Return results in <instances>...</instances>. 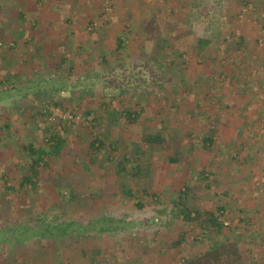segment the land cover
Segmentation results:
<instances>
[{
	"label": "rangeland",
	"instance_id": "rangeland-1",
	"mask_svg": "<svg viewBox=\"0 0 264 264\" xmlns=\"http://www.w3.org/2000/svg\"><path fill=\"white\" fill-rule=\"evenodd\" d=\"M23 1L24 0H20V2L18 0H12L11 2H17L18 6L13 3L12 5L6 3L7 6L0 8L3 12L6 8L5 14L0 16L1 38L2 35L10 37L13 32L16 33L22 28H28L27 37L24 39L29 38L31 24L29 25L28 22L31 18L26 14L27 19L21 21V15L19 14L22 10H27L30 4L27 6ZM57 1L58 0H53L54 3H57ZM106 1L113 5L110 6L112 7L110 10L111 14L105 18V20L107 21L108 19V21L103 26L105 27L107 23L110 22L111 25H108L107 29L111 28V35L108 39L104 40V45L101 46L102 49H107V51L114 49L117 45L118 38L126 36V31H124L125 22L123 19L125 17H127V19L132 18L131 13H135L136 17H138L143 11H150V15L152 16L158 11L161 12L162 17L161 24L156 25L159 29L151 32L147 28V31L143 32V35L148 36L150 40H152L150 36L156 33L159 38H161V36L167 39L169 38L171 40L170 45H174L175 47L174 49H171L172 46L168 47L166 62H163L162 59L160 63L157 64L158 68L151 69V73L150 71L148 72L150 76L149 84L155 82L151 84L150 90L157 86V81H163L161 75L164 74L165 71L167 72L166 83L170 85L169 87H166V89L158 87L154 94L151 95L152 97L150 95H148L149 99L143 97L139 103H137V99L132 98L131 95H125L126 99L130 100L125 103L124 107L126 110L130 109L135 112L143 107L145 108L142 112H138L141 114L137 121L128 123L123 120L113 127H107L105 124L95 127V125H93L94 123L90 121L92 117L87 119L84 113L86 109H89L93 111L94 115L101 114L103 109L102 103L106 98L102 95L101 87L99 89L101 83L98 82V80H100V78L94 77L91 70L94 69L96 74L98 71H102V73H105L103 76H106V73H109V66L99 62V60L97 61L96 57L85 62L84 65H82L83 63H81V61L87 60L86 52L95 51L96 48H94L93 44L100 41L99 32L88 33V30H85V25L89 27L90 23L88 22L100 19ZM62 3L66 7L73 4V2L66 4V0H62ZM76 3L79 6L76 10L80 12V14L75 18L74 23L68 21L70 20L71 14H66L64 16L65 24H62V21H60L59 24H55L52 30H56V38L64 34L66 35L64 53L70 55V60L68 59L70 62L64 64L63 68H69L72 66L71 64H78L82 66V70L84 71L82 74L89 71L88 77L82 79L83 75L76 74L78 72L77 69L74 73L75 78L71 79L75 84V88L80 89L78 95L73 96L76 89L70 87L73 84H69V94L65 93L64 95L54 96L52 99L51 97L46 99L44 95L37 94L34 96L35 99L32 97L28 99L24 98L23 101H20L19 106L17 104L18 100L12 98L5 99L4 102L0 103V106L5 104V106L9 107L8 113L11 112V119L19 115L15 112L19 107L25 108L27 111L26 113L30 114L32 110H29V106H32L34 111H41L40 113L42 114H39L40 117H37V119L32 122V125L26 128L21 126L17 127L19 133H15V129L12 128V140L6 137L9 133L4 134L5 137L3 139V135L0 133V228H4L7 222L9 223L13 217L18 218L17 220L19 221L17 224H22L23 226H37L41 222L37 221V218L39 216L44 218L45 215L48 217L49 221L50 219L54 221L55 216L59 215L56 224L61 226L70 223V221L76 222V225L71 227V231L66 233L63 239L56 238L53 235L38 241L37 237L39 236L36 235V237L35 232L32 235L21 230L19 232L16 231L14 237H10L9 234L5 233L4 239L3 234H0V264H36L39 262L47 264L45 261L50 262L49 264H76L80 258L79 251L82 249L85 250L86 264H89L92 262L91 258L93 251H99L101 248L116 246L118 250H121L128 245L131 246L132 249H136V247L154 245L156 242L158 243V241L163 243L164 241L161 234H157V237L159 236L158 239L157 237L154 239L152 235V233L156 231L159 232L158 230L161 231L162 228L163 231L160 233L171 230L173 233L182 235L184 232H188L186 234L188 243L186 242L187 244L185 243L184 246H191V248H193V230L195 233L197 232L195 234V236L198 237L196 238L197 241L203 238L202 232L196 225H193V221L186 222L180 216L174 215L172 213L175 208L174 206H170L167 203H164L165 205L162 203L159 204V200L157 201L151 196L152 194H157V192L154 191L155 188L149 191L148 195H143L141 192L137 191V198L135 199L124 198L120 192H117L120 188L118 190L113 189L116 185L112 183L113 171L110 170V167L108 169L105 168L106 170L101 169L99 166L102 163L99 160L96 161L95 164L90 161V153L92 152L90 141L92 134L94 136H100L102 139L107 138V141H105L106 146L109 145L110 141L120 140L121 143L118 145L119 149L114 153V156L121 159L126 148L133 150L131 142L140 143L143 134L148 132L145 128L159 131L161 126L168 125L172 117L179 112L178 110L174 111L172 109V106L179 105L180 99L178 95L174 94V91L180 83H184L178 75L179 73L184 74L185 83L186 86H188L187 89L183 88L184 91H193L192 88H199L202 90V95L198 96L200 91H196L197 96L193 95L197 103L201 101V105L206 106L208 112L210 109L211 113L217 112L219 115H222V113L224 114V111L220 109L222 100L220 101L217 99L220 93L219 89L223 87V89L230 88L232 90L240 89L252 91L255 86L260 87L258 80L261 79L264 83V46L258 44L257 41L258 37H260L263 40L262 43H264L263 33L261 34L264 18H261L257 13L261 11L262 8L264 9V0H252L251 4L253 7L250 5L251 7L249 6L247 11L244 5L242 6L238 0H76ZM242 8L243 13L238 16V12H240ZM64 19L62 18V20ZM131 20L132 19L129 21ZM136 21L137 20H135V23ZM19 24L21 26H19ZM6 27H10L11 30L6 31L8 29ZM3 28H5V32ZM171 28H173L172 31H170ZM69 29L75 31H69ZM73 32L75 35H77V33H79V35H77L78 37L73 36L71 40L73 43L68 45L67 38H70L69 36L73 34ZM233 33L244 37V43L241 48H238V39ZM199 38L212 41L209 47L201 54L195 52V46ZM11 39L15 41L18 37L16 36L14 38L12 36ZM0 41H2V39ZM81 42L85 43V49L82 48L84 50L83 52H85L84 55L77 54L79 48L77 44ZM29 44L28 47L22 44L17 48V50L21 52L19 55L22 54V56H24L26 54L35 53V44ZM147 50L148 49L145 51L147 52ZM245 50L247 52H244ZM98 51L99 49L96 50L94 54L97 55ZM174 51L177 53L176 55H183L182 58L187 61L184 59H182V61H185L186 64H169L167 60L174 58L170 57L171 53L173 54ZM23 52L26 53L24 54ZM129 52L130 48L127 51H121L120 54L126 67L127 63L125 60H127L126 56L130 54ZM11 53L14 54L13 51ZM74 54L77 55L75 56ZM41 58L43 57L41 56ZM78 60L79 62L76 63ZM146 60L148 59L146 58ZM19 65L21 66V64ZM36 65L37 66H32L27 64L26 66L23 65L22 68L38 67L39 64L37 63ZM167 65L168 67H166ZM15 68H17V66ZM117 68H120V66L117 65ZM200 73L203 75L201 77L203 79V85H197ZM219 74H223L227 79L224 78L222 81L216 80L215 90L211 92L212 94H209L207 84L210 81L213 82ZM119 77L121 76L118 75L116 80H118ZM78 79H80L82 83H78L76 81ZM122 80L123 79H120L119 81L121 82ZM178 80L180 81L179 83L177 82ZM38 85L41 90H48L41 87L40 82ZM89 90H93L91 95L89 94L90 92H88ZM118 93L119 92H116L115 96H117ZM166 93L167 97L164 95ZM103 94L109 97L114 95V93L108 94L106 92ZM205 95L210 99L211 96H215L216 100H206V98H204ZM115 96L113 98L114 102ZM163 97H166L164 101L161 100ZM186 97L185 95V106L179 105L183 107V110L188 108L191 104L196 103L195 100L192 102L191 99L188 98L189 96ZM3 98L4 96L0 94V101ZM122 98L124 97L122 96ZM249 98H251V103L255 100L254 98H256L255 102L257 104L260 102L257 97L249 95L247 99ZM55 102H59V107L62 105L65 111L80 116L81 125H70L68 129L69 133L65 139L67 141V147L65 148L66 152H64V156L60 159L55 156L50 157L51 168L49 170L40 168L42 176H40L36 187L33 188V190H35L28 192V189L32 187L28 186L20 189V181L22 180L24 172L28 169L31 155L28 151H24V149H18L21 144H28L30 142H33L36 147L46 146V139L52 134V121L50 120L52 115H48V110L43 113L42 110L44 106L47 107L51 105L55 107L57 111L56 107H58V103L55 104ZM119 105L118 102L114 104L116 107ZM51 106L49 108H51ZM193 110H195V105H193ZM229 113L232 114V112ZM195 118L197 119L198 117ZM193 121L195 122V119ZM196 121H200V118ZM4 122L3 120L0 122V130ZM150 124H152L151 127L148 126ZM56 126L59 127V123L56 124ZM66 127L67 125L64 126V128ZM212 127V117L209 116L208 119L201 120V128L195 126L191 128L184 123L180 124L181 133L178 135H185L188 131V133H190V143L193 145L194 142V145L198 148L197 150H199L203 146L204 136ZM21 130L24 131V134H21ZM1 143H3L2 146ZM214 146L216 149H222V143H219L218 138H216ZM250 146L253 147L254 145L250 143ZM157 151L160 163L166 161L165 154L161 153L162 151ZM246 151H248V149H246ZM106 154L107 152L103 155ZM226 161L224 152V154H221L219 157V163L225 167L224 163ZM187 163L190 164L191 160H185L182 164L186 169H192ZM220 164L219 166L210 167L208 179L205 180V178H207L206 175L203 180V184L208 186V190L205 194L208 196L214 209L220 205L221 199H218L216 203L214 201L222 194V186L220 184L217 185L215 176L216 173H221V169H219ZM194 166L196 167L197 165L195 164ZM211 168L214 171L211 170ZM104 170L107 171V173L104 172ZM102 173H105L106 176L102 177ZM95 174L98 176L93 178ZM251 176L252 174H244L246 178H250ZM97 177L100 179H96ZM234 178L236 180L238 179L236 176ZM252 178L253 176L249 181ZM108 180H111V183H109ZM236 180L233 182L236 183ZM68 182L70 183L68 184ZM149 183L157 186L154 177L149 179ZM180 185L183 188H191L193 185V175L184 178V182ZM13 186L19 187V191L14 192L10 190ZM130 186H133L135 190L137 189L134 183ZM145 186L147 185L145 184ZM72 188H75L77 200L81 201L74 204H67L65 208L55 206V203L60 201L67 202L70 200L72 195L70 190H72ZM60 192L63 194L62 197L58 195ZM155 196L157 197V195ZM139 201L140 204L143 205L142 208H138L136 205ZM76 204L77 206H75ZM79 204L83 205L78 206ZM189 210L193 212V190L190 191ZM230 214L231 213H229V216ZM156 218L161 220L160 223H155ZM108 219H111V221L105 223ZM202 219H205V217L202 216ZM221 220L222 222L227 220L230 221L229 219L223 218ZM95 221L98 223H95ZM90 222H92V224H90ZM107 224L110 225V228L113 230L107 229V232L100 233L99 229L108 226ZM111 226L122 227L121 229L117 227V229L114 230V227ZM193 226H196L197 230L193 229ZM91 227L94 231L88 232ZM164 227L166 228L164 229ZM173 237L169 239V243H172ZM13 238L15 242L12 241ZM122 257L123 255H116V258H119V262L117 261L118 264L124 263ZM109 258L110 255L105 256L103 254L96 257L97 262L100 264H109ZM120 258L122 260H120Z\"/></svg>",
	"mask_w": 264,
	"mask_h": 264
},
{
	"label": "crops",
	"instance_id": "crops-1",
	"mask_svg": "<svg viewBox=\"0 0 264 264\" xmlns=\"http://www.w3.org/2000/svg\"><path fill=\"white\" fill-rule=\"evenodd\" d=\"M11 1L12 0H0V8L7 6L6 3H9L10 5L13 3L14 5L18 6L17 2ZM18 1L20 2V0ZM23 2L26 3L27 6L30 4V7L27 10L24 9L19 14L21 15V21L27 19L26 14L31 18V20L28 22L29 25L31 24L29 38L24 39L27 37L28 28H22L16 33L13 32L10 37L12 38L13 36L15 38L17 36L18 39L15 41L10 37H5L2 35V38L0 37L2 41L0 42L4 44V47H1L2 49H0V53L4 51L6 52V47L12 44H15V47H20L22 44L25 47H28L30 45L29 43H32L31 45L35 44V46H48L49 50L50 48L54 49L55 47L66 46V35L64 34L56 38V30L53 31L52 29L55 27V24H59L60 21H62V24H65L64 16L66 14H71L70 20L68 21L74 23L75 18H77L80 14V12L76 10L79 7L76 3V0H66V4L73 2V4H70L67 7L62 3V0H58L57 3H54L53 0H24ZM5 9L4 12L3 10H0V16L5 14ZM150 14V11H143L138 15L139 18L136 17L135 13H131L132 18L127 19V17H125L123 19L125 22L124 31H126L127 37L123 36V38L127 45L125 50L127 51L130 48V54H126L127 60H125L127 63L128 76L130 79H135V81L138 79V82H132L131 85H138L139 79H146V82H142V88L145 90L148 89L150 92L149 94H154L158 87H163L166 89V87L170 86L166 83L167 73L165 71V74L161 75V78L164 82L157 81V86L152 90H150V86L145 87L149 84L150 76L148 72L153 68V56H157V64L160 63L161 59H163V62H166L167 51L169 49L167 48L168 43L166 42L169 41V43H171V40L169 38H165L164 36L159 38L156 33L155 35L152 34V36H150L152 40H150L148 36L143 35V32L147 31V28L151 32L159 29L156 25L161 24L160 22H162L161 12L156 11L153 16ZM62 18L64 20H62ZM130 19L132 20L129 21ZM135 20H137L136 23ZM19 26L21 25L19 24ZM86 26L87 25H85V30ZM6 28H8L6 31L11 30L10 27ZM3 29L5 32V28ZM71 30L72 29H69V31ZM172 30L173 28H171L170 31ZM107 31L108 35L106 38H101L99 42L93 44L96 50L102 49L101 46L104 45V40L110 37L111 28H109ZM77 35H79V33H77ZM77 35H75L74 32L73 34H70V38H67V44L71 45V43H73L71 42L72 37ZM77 45L79 48H81L85 46V43L81 42ZM169 46H172L171 49H174L175 47L174 45L170 44ZM79 48L77 54L79 53ZM146 49H148L150 52L148 50L146 52ZM13 53L14 54L6 57L0 55V93H8L7 95L4 94L6 100L10 98L17 99V104L19 106L20 101H23L24 98L28 99L29 97H32L30 95L32 92H34V94H38L37 92L40 89L38 85L39 82L41 87H43L45 90L48 88L53 89L55 86L60 85V83L58 84L57 81L44 84L45 80H50V73L56 71L55 67L52 65L55 62V59H53L52 56L53 54L49 53L44 58H41V55L33 53L26 54L24 56H22V54L19 55L21 52L17 49H14ZM23 53L25 54L26 52ZM77 54L74 55L76 56ZM176 54L177 53L175 51L173 54L171 53L170 57L174 58L167 60L169 64L174 60H178L176 61V64L180 63L178 58L179 55ZM96 56L95 57L97 59L99 54ZM68 57L70 60V55H68ZM146 58L148 60H146ZM42 62L45 64L47 70L41 72L40 69L44 68L42 67L43 65H40ZM78 62L79 60L76 63ZM99 62H101V60H99ZM18 63L21 64V66ZM37 63L39 64L38 67L22 68L23 65L26 66L27 64L37 66ZM75 65L77 70V66L79 67V65ZM16 66L17 68H15ZM69 68H65V72H62L59 75L58 80L61 82V84L65 82L67 77L71 79L75 78L74 75H68L67 71ZM93 75L98 79L105 77L103 76V73L99 72L97 74L94 72ZM111 75H115L114 71L106 73V76ZM178 75L180 76V73ZM9 82L16 85V89L12 90L10 88L11 84ZM177 82L179 83L180 81L178 80ZM185 82L186 80L184 83H180L174 91V94L178 95L180 98L179 105L184 104L183 102H186L184 99L185 95L187 97L189 96L188 98H190L192 102L195 100L196 103L191 104L188 108H185V110H183V107L176 108L175 106L173 108L172 106L174 111L178 110L179 112L174 117H172L173 120L171 119L172 121H169L168 125L166 126H172L174 129L178 130L175 132V136H164V138L171 140V142H164L163 144L156 147L157 149L152 153L151 159H149L148 162L144 161L142 164L144 167H146L144 175L145 184L147 186H145V188H147L148 192L155 188L154 191L157 192V194H154L157 195V197L154 198L155 200H159V202H162L163 205H165L164 203H167L170 206H174V200L179 197V191L182 190L180 184L184 182V178H188L189 175H193V185L191 188H189L190 191L193 190V212L201 214V216L206 218L222 206L227 210L223 219H229L231 225L227 228H223L220 232L209 228L208 232L203 234L204 230H201L198 224L205 219H201L202 217L200 219L193 218V225H196L198 229L203 232V238L200 239V241H197L196 238L198 237L195 236L197 232L195 233L193 230V248H191V246H184L186 242L188 243L186 235L188 232H184V234L181 235L178 233H173L171 230H169L166 232L164 231V233L162 232V234L160 233L163 231L162 228L161 231L158 230L159 232L156 231L152 233V235L154 236V239H156L157 234H161L164 241L163 243L158 241V243L156 242L154 245H145L136 247V249H132L131 246L128 245H124L125 247L121 250H118L116 246H112L110 248L105 247L99 249L98 254H103L105 256L110 255V258L108 259L109 264H118L117 261L119 258H116V255H123V260L120 258V260L124 261L123 264H184L189 260H196L200 258L202 255L210 251L209 249L212 245L222 242L227 244L236 243L238 245V261L240 264H264V83L261 79L258 80L260 87L255 86L252 91L250 90L251 92L249 90L240 89H223V87L219 89L220 93L217 99L220 101L222 100L220 109L224 111V114L222 113V115H219L217 112L211 113L210 109L208 112V108L201 105V101L197 103V100L193 97V95L197 96L196 91H200L198 96L202 95V90L199 88H192L193 91L190 90L185 92L184 89H187L188 87L186 86ZM100 87L102 90L101 85L99 86V89ZM49 89L46 91V93H51V90ZM136 90L142 91L140 89ZM112 91L113 90H111V92ZM69 92L70 90L68 89L67 91H62L60 94H69ZM111 92L109 94L113 93ZM124 93L125 95H133L134 90L127 88L124 90ZM164 95L166 96L167 93ZM249 95L257 97L260 102L257 104L255 102L256 98H254L255 100H253V103H251V98L247 99ZM143 97L141 96V99ZM166 97H163L161 100L164 101ZM141 99L137 100V103H139ZM206 100L209 99L206 98ZM129 101L130 100H127V102ZM193 105H195L196 111L193 110ZM1 107L6 106L5 104H2ZM31 109L34 110L32 106H29V110ZM229 112H232V114ZM18 116L19 115H17L15 120L16 126L26 128L27 126L32 125L31 122H26V119L24 122L22 117L20 118ZM209 116L212 117V122L216 126L215 138H218L219 143H222L221 150L220 148L216 149L215 146L212 147V145V149H207L202 146V148L197 150L198 148H196L194 145L195 143L193 142V145L190 143V133H188V131L187 134L184 133L185 135H178L181 133L180 124L184 123L186 126L191 128L194 126L201 128V120H206ZM195 117L200 118V121H196L198 118L196 119ZM194 119L195 122L193 121ZM21 134H24L23 130H21ZM250 143H252L254 146H250ZM246 149H248V151H246ZM157 150L162 151L161 153L165 154L166 161L160 163L157 156ZM223 151L225 152V157L227 160L224 163L225 167L219 163V157L221 154H224ZM237 151L239 152L237 153ZM173 160L176 161L173 162ZM185 160H191V163L187 164L192 169H186L184 167L182 163ZM195 164L197 165L196 167L194 166ZM219 164L221 173H216L215 176L217 185L220 184L222 186V194H220L221 198L217 197V200L214 201L216 203L218 199H221L220 205L214 209L211 202L209 201L208 196L205 194V192L208 190V186H204L203 180L205 175L209 174L208 171H210V167L219 166ZM211 170L213 169L211 168ZM244 174H252L253 180L251 179L249 181L252 176L250 178H246L244 177ZM235 176L238 178L237 180L234 178ZM151 177L155 178L157 186L151 185L149 183V179ZM234 180L237 182H233ZM130 187L135 190L133 186ZM172 213L174 215H178V213H176L174 210ZM229 213H231L230 216ZM194 215L195 214L193 213V216ZM160 221L161 220L159 218L155 219V223H160ZM196 226H193V229H196ZM165 228L166 227H164V229ZM171 237H173V240L172 243H169V239H171ZM158 238L159 236L157 239ZM182 239L183 242L179 243L180 240L182 241ZM79 253L80 258L76 264H86L85 250L82 249L79 251ZM45 263L49 264L50 262L45 261ZM36 264H42V262Z\"/></svg>",
	"mask_w": 264,
	"mask_h": 264
},
{
	"label": "trees",
	"instance_id": "trees-1",
	"mask_svg": "<svg viewBox=\"0 0 264 264\" xmlns=\"http://www.w3.org/2000/svg\"><path fill=\"white\" fill-rule=\"evenodd\" d=\"M240 1L241 5L245 8H249V6L251 5L253 7V5L251 4L252 0H238ZM110 5L112 6L113 4H110V2H105L104 3V7H103V11L106 10L107 6ZM195 7V6H194ZM197 8V7H195ZM104 13V12H103ZM238 16L243 13V8L241 9L240 12H238ZM261 18H264V9L262 8L261 11L257 12ZM264 20V19H263ZM88 23H93V21H90ZM111 25L110 22L107 23V25L104 27H100L98 29L95 30H89V28L86 26V30H88V33H96L99 32L100 33V39L101 38H106L108 35V29L107 26ZM102 31V32H101ZM105 31V32H104ZM190 32V31H189ZM264 33V21H263V26L261 27V34ZM102 35V36H101ZM234 36H236L237 40V45L238 48H241L242 44L244 43V37H242L241 35H235L233 33ZM179 36V35H178ZM177 36V37H178ZM260 37H258V44H260L261 46H264L261 42ZM168 43L167 48L170 47L169 46V41L166 42ZM212 43L211 40L209 39H202L199 38L197 40V45L195 46V52L197 54H201L202 52L205 51L206 48L209 47V45ZM4 47V44L2 42H0V49ZM7 51L5 52H1L0 55L2 56H9L11 55L12 51L14 49H17L18 47H15V44L13 45H9L6 47ZM85 49L84 47L79 48V53L80 55H84L85 52H83ZM127 48L126 45V41L124 40L123 37H119L117 40V45L114 47V49L112 50H108L107 49H100L98 51L99 57L97 58L98 60H101L102 63L106 64L109 66V72L110 71H114V76H105L104 78H101L100 80H98V82L101 83L102 86V95L103 97L106 98V100L102 103V112L99 115H94L92 110L86 109L84 116H86V118L88 119L89 117H92L90 121H92L95 125V127L100 126V125H106L107 127H113L116 126L117 124H119L120 122H122L123 120H125L128 123H133L136 122L137 119L139 118L140 114L138 112H142L143 110H145V108H141L138 111L133 112L132 110H126L125 109V103L127 102V99L125 98V93L124 90L125 89H133L134 93L133 95L131 94L132 98H135L137 100L141 99V96L146 99L148 98V95H152L149 94L150 92L148 91V89H144L142 82H146V79H139V83L138 85H131L132 82H138V79H130V77L128 76V71H127V67L126 64L124 63V61L122 60L121 57V51L125 50ZM98 49V48H97ZM64 46L61 47H55L50 48L48 46L42 47L40 45L36 46V50L34 54H39L41 55L43 58L45 56H47L49 53L53 54V59H55V62L52 64L56 71H53V73H50V80H45L44 84H49L51 82H55L57 81V83L60 85L55 86L53 89L52 88H48L49 90H51V93H46V91H43L41 89L38 90V94L40 95H44L46 99H48L49 97L54 98V96H60L62 91H67L68 90V85L69 84H73L70 87H73V89L75 88V84L72 82L73 80H71V78L67 77V79H65V82H63L61 84V82H59L58 77L62 72H65L63 68V65L67 63L68 61V55L64 53ZM2 51V50H1ZM50 51V52H49ZM244 52H247L246 50ZM92 53V54H91ZM246 54V53H243ZM86 56H87V60H83L81 63H83L82 65L85 64V62L89 61L90 59H94L95 58V54L94 51L90 52H86ZM40 57V56H39ZM97 57V56H96ZM183 55H179V62L182 64H186L184 58H182ZM153 63H152V69L154 68H158L157 62V56H153ZM182 59H184L185 61L183 62ZM120 60V61H119ZM162 60V59H161ZM176 61L178 60H174L172 62V64H176ZM115 63V65H114ZM120 63V64H118ZM188 63V62H187ZM43 64V62L41 63ZM72 66L69 68V70L67 71L68 75H74L75 76V66L74 64H71ZM117 65L120 66V68H117ZM169 65V64H168ZM167 65V67H168ZM47 66V65H46ZM44 68H41L40 71H44L47 70V68L45 67V64H43ZM62 69V70H61ZM78 72L76 73L77 75H83L82 79H86L89 75V71L85 72L84 74H82V72H84L82 70V66L79 65V67L77 66ZM94 69L91 70V73L93 74ZM99 73H102V71H98ZM167 73V72H166ZM105 74V73H103ZM165 74V73H164ZM118 75H120L121 77H119L118 80H116V78L118 77ZM203 75L202 73L199 74V78L197 80V85H203L202 81L203 79L201 78ZM180 77L182 79V81H185L184 78V74L180 73ZM225 78V76L223 74H219L217 75V77L214 79L213 82H208L207 86H208V92L209 94L211 92H213L215 90V84L218 80H223ZM120 79H123L121 82L119 81ZM227 79V77L225 78ZM217 80V81H216ZM78 83H82V81L80 79L76 80ZM216 81V82H215ZM72 82V83H71ZM10 88L12 90L16 89V85H14L13 83L9 82ZM155 82H152L150 84H148L151 87V84H154ZM147 85V84H146ZM145 86V87H148ZM136 86V87H133ZM149 87V88H150ZM140 89L142 91H137L136 89ZM8 89V87H7ZM80 89L77 88L75 90V92L73 93V96L78 95V91ZM111 90H113L112 92L114 93V95L112 96H108V95H104L103 93H110ZM93 90H89L88 92H90L89 94H92ZM36 92V91H35ZM49 92V91H48ZM111 92V93H112ZM119 92L117 96H115V93ZM140 92V93H139ZM2 96H4V94H8L7 92L0 93ZM36 96L37 94L34 92H32L30 95L32 96V98H34V96ZM212 94V93H211ZM115 96V102L113 101V98ZM122 96L124 98H122ZM206 96V95H205ZM152 97V96H151ZM209 97V96H208ZM205 98V97H204ZM207 98V96H206ZM4 98L0 101V103L2 101H4ZM209 99V101L211 99H215V96H211ZM116 102H118V104H120L119 106H114V104H116ZM58 103V107H59V102H55V104ZM185 103V102H183ZM152 104V103H151ZM214 104V102H213ZM180 105H184V104H180ZM51 106V105H48ZM176 108H181V106L176 105ZM116 107V108H115ZM175 106H173L174 108ZM0 106V122L5 121L2 128H1V134L3 135L2 139L5 137L4 134L9 133L6 137H8L9 140H12L13 138V134L11 133L12 128H14L16 131L15 133H19L18 130V126H16V118L11 119V112L8 113L9 111V107H4L2 108ZM59 108L63 109V106L61 105ZM20 110V112H19ZM32 110V109H31ZM46 106H44L42 113L44 111H46ZM65 110V109H63ZM16 113L19 114L18 117H22V119L25 122H33L35 121V119H37V117H40V115H42L40 112H36L34 110L31 111L30 114H27L25 108L19 107L17 110H15ZM40 114V115H39ZM28 115V117H27ZM48 115H51L50 112H48ZM45 116V115H44ZM77 116V115H76ZM46 119V118H45ZM51 120V118H50ZM173 120V119H172ZM52 121V134L49 138L46 139V146H39L36 147L35 144H33V142H30L28 144H21L20 148L18 150H23L24 151H28V153L31 155V159L29 161V166L28 169L26 170V172H24L23 176H22V180L20 181V189L24 188V187H32L31 189H28V192L32 191L33 188L36 187L40 176L41 172H40V168H43L45 170H49L51 167V159L50 157H56L58 159H60L62 156H64V152H66V147H67V141L65 140L68 133H69V127L70 125H81L80 121L79 122H69V121H63L60 119H55V120H51ZM171 121V120H170ZM59 123V127L56 126V124ZM33 124V123H32ZM67 125L66 128H64V126ZM152 124L148 125L151 127ZM4 128V129H3ZM145 130H147L149 132L145 134H143L142 140L140 141V143L138 142H131V146L133 148V150H130L128 148H126L123 152V156L121 157V159L117 158L116 156H114V153H116V151L119 149L118 145L121 143L120 140H113L110 141L109 145L106 146V142L107 138L102 139L100 136H94L92 134V138L90 141V148L92 150V152L90 153V161L91 163L95 164L96 161H100L102 164L99 166L101 169H105V168H109L110 170H112V183H114L116 186L113 188L114 190H118L120 188V190H118L117 192H120L124 198L127 199H134L137 198L136 194L137 191L141 192V194H145L148 195V190L147 188H145V168L144 165H142L145 162H148L149 159H151V155L152 153L156 150V147H158L159 145L163 144L164 142L169 143L171 142V140H167V138H164V136L167 135L168 136H175V132H177L178 129H174L172 126H161L159 131H155L154 129L152 130L151 128H145ZM180 131V130H179ZM164 133V134H163ZM175 134V135H174ZM216 126L213 124V127L209 129V132L204 136L203 138V146L204 148L207 149H212V147H214V143L216 140ZM8 143V142H6ZM5 143V144H6ZM3 145V143H1V146ZM212 145V147H211ZM107 152L106 155H103ZM239 151H237L238 153ZM237 155V154H236ZM237 157V156H236ZM176 160H173V162ZM112 164V165H111ZM106 170V169H105ZM107 173V171H105ZM150 171V170H149ZM17 173V172H16ZM209 174H207V178L210 175V172L208 171ZM98 176L97 174L93 175V178ZM106 174L102 173V177H105ZM206 176V175H205ZM99 177H97L96 179H98ZM17 179V176H16ZM100 179V178H99ZM102 179V178H101ZM109 183H111V180H108ZM70 182H68L69 184ZM131 183L135 184V187L137 186L136 190H133L132 187H130ZM70 186V185H69ZM144 186V187H143ZM205 186V184H204ZM19 187H15L13 186L10 190L14 191V192H18ZM189 188H183L182 190L179 191V197L174 200V211L176 213H178V215H180V217L184 220V221H193V218L195 219H200L202 216L201 214H198L196 212H192L189 210V199H190V189ZM35 190V189H34ZM33 190V191H34ZM71 192V198L69 201H60L58 203H55V206L57 207H62L65 208L67 204L70 203H77L81 200H77V195L75 192V188H72V190H70ZM116 193V192H115ZM59 196H63V194L60 192L58 194ZM95 195V194H93ZM152 197L156 198V196L154 194L151 195ZM141 200V199H140ZM159 204L162 202H158ZM83 204H79L78 206H81ZM138 208H142L143 205L140 204V201L136 204ZM77 206V204L75 205ZM178 211V212H177ZM226 208H223L222 206L220 208H218L215 212L211 213L209 215V217H206L205 220H202V222H199V227L201 228V230H204L205 234L206 232H208L209 228L210 229H214L215 231H221L223 228H227L224 226L223 222H222V218L224 215V213H226ZM45 212V211H43ZM42 212V213H43ZM193 213L195 214L193 216ZM59 218V215H56L54 218V221H50L48 220V217L45 215L44 218H41V216H39L37 218V221H41L37 226H23L22 224H17L19 220H17V217H13L11 219V221H9V223L7 222V224L5 225V227L0 228V234H3V239H4V234H9L10 237H14V234L16 231H26L30 234L33 235V233L35 232V236H39L37 237V240L41 241L42 238H46V237H50V236H55L56 238H61L63 239V237L66 235V233H68L69 231H71V227L76 225V222H71L70 223H66L64 226L56 224V220ZM202 219V218H201ZM111 219H108L107 222H110ZM95 223H98L95 221ZM90 224H92V222H90ZM125 224V223H124ZM52 225V226H50ZM106 225V224H105ZM108 225V224H107ZM114 227V230L118 228L121 229L122 226H111ZM107 229H110L111 231L113 230L112 228H110V225L108 226H104L102 228L99 229L100 233H105L107 232ZM98 230V229H97ZM67 231V232H66ZM90 231H94L93 228H89L88 232ZM13 242H15V239L13 238L12 240ZM11 241V242H12ZM1 242V241H0ZM182 241L180 240L179 243H182ZM210 251L207 252L206 254L202 255L200 258L196 259V260H189L184 264H240L238 261V245L236 243H222V242H218L215 245H212L209 249ZM98 251L94 252L93 251V255H92V264H100L99 262H97L96 257L98 256Z\"/></svg>",
	"mask_w": 264,
	"mask_h": 264
},
{
	"label": "built area",
	"instance_id": "built-area-1",
	"mask_svg": "<svg viewBox=\"0 0 264 264\" xmlns=\"http://www.w3.org/2000/svg\"><path fill=\"white\" fill-rule=\"evenodd\" d=\"M251 7V6H250ZM112 7H110V5L107 6L106 10L105 11H102V16L100 17V19H96L93 21V23L90 24V26L88 27L89 30H95V29H98L100 27H102L107 21L105 20V18H107L111 13V10ZM249 8H246V11L248 10ZM245 11V12H246ZM104 12V13H103ZM263 36H264V33H263ZM263 40L261 39V42ZM50 106H47L46 109L51 113V120H55V119H60V120H63V121H69V122H79L81 120V117L80 116H76L74 115L73 113L71 112H68V111H65L59 107H56L57 111L55 110V107H52L49 108ZM224 215H226V213H224ZM224 217V216H223ZM224 226L225 227H229L231 225V222L230 221H224L223 222Z\"/></svg>",
	"mask_w": 264,
	"mask_h": 264
}]
</instances>
